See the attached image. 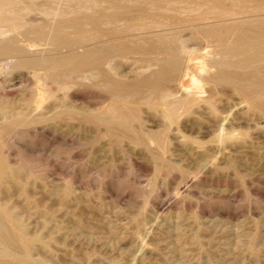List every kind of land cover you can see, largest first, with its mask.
<instances>
[{"label":"rangeland","instance_id":"obj_1","mask_svg":"<svg viewBox=\"0 0 264 264\" xmlns=\"http://www.w3.org/2000/svg\"><path fill=\"white\" fill-rule=\"evenodd\" d=\"M20 1V7H27L21 11L27 25L37 24L39 19L51 24L54 18L50 16L51 12L46 11H54L56 7L59 13L66 6L71 7L78 2ZM148 1L149 4L152 0ZM167 1L162 2L167 4L163 8H159L162 3L158 7L152 5L156 8H153L155 11L152 9L154 12L159 11L155 18L159 23L155 22L160 25L159 30L174 31L171 35L176 34L175 37L183 41L185 47L196 51L191 52L194 57L191 67L199 73L203 64L206 68L208 56L214 57L212 51L215 47L203 45L200 41L204 39L197 38L200 44L189 33L192 31V26H188L190 21L182 22V16L185 17V13L198 15L210 4L202 2L203 5L200 0L199 3L198 0L194 3L181 0L176 2V6L181 5L178 9ZM33 3L32 10L30 5ZM70 3L73 4L70 6ZM169 6L171 9L167 8ZM173 10L176 11L174 14ZM164 12L167 13L166 18L169 19L168 14L172 16L170 19L174 18V24L181 19V27L185 24L183 31L179 27L180 22L174 26L170 19H165ZM177 14L182 16L177 17ZM158 17L164 18L159 20ZM163 20L167 21V28ZM211 22L212 16L205 23ZM193 23L196 27L202 26L200 21ZM0 30L7 34L0 37V42L9 36H17L19 45L28 49L25 53L28 57L55 55L49 41L41 43L27 39L22 34L23 29L12 31L9 24L0 21ZM197 45L203 46L199 48ZM77 50L82 51L80 48ZM16 56H0V123L19 114L27 122L33 119V123L17 126L12 133L0 127V153L6 165L17 175L0 179V226L13 233L24 234L32 245L26 254L21 248L12 250L9 258L14 263L264 264L262 113L250 110L244 99L241 101V96L229 87L219 90L222 99L216 104L220 109L216 116L195 105L200 110H193V107L186 111L188 113L185 110L180 113V110L179 117L176 116L173 122L163 116L160 108H154L153 102H141L137 104L138 114L129 122L136 132L141 131L137 132L139 136L145 138L144 144H138L128 137L116 138L103 126H95L83 118L81 112L86 110L106 113V116L115 113L111 107L112 94L97 74L88 72L87 78L85 73H81L75 77L77 80L70 77L71 81L69 76H60L63 80L68 78L67 83L59 76H53L51 71L47 72L45 67H36V70L22 67L9 75L7 71L12 70ZM182 56L185 60L186 53ZM125 61L119 60L120 68L114 67V70L117 77L129 80L139 63H134L136 66L133 67L132 61ZM81 75L85 78L81 79ZM179 75L176 83H172L174 80L168 83L175 85L173 89L167 86L171 93L179 80L189 89L196 90L189 77L182 76V70ZM177 90H174V96L179 93L183 94L177 95L178 98L184 96V92ZM40 94L44 95L43 101L37 99ZM64 108L70 110L69 115L62 114ZM134 124L138 125L135 127ZM159 150L165 157L163 162H171L173 168L165 167L168 169L162 168L155 173L154 159L150 155L152 151ZM3 246L0 242V248Z\"/></svg>","mask_w":264,"mask_h":264},{"label":"bare ground","instance_id":"obj_2","mask_svg":"<svg viewBox=\"0 0 264 264\" xmlns=\"http://www.w3.org/2000/svg\"><path fill=\"white\" fill-rule=\"evenodd\" d=\"M19 1L20 0H0V9H1L0 12H2L0 21H2V23L4 22L6 24H9L12 28V31L23 29L22 34L27 39L30 38L34 41H40V42L46 40L49 41V44L51 46L50 49L53 50L52 53H54L55 55L48 56L49 53L46 54L48 52L47 51L45 54L48 57L45 55L46 58L45 57L43 58L44 55H41V58H39L40 54L39 57L38 56L28 57L25 55L28 49H24L21 45H19V38L14 35L9 36L8 38H5L0 42V56H7V55L15 56V54H17L15 58L16 59L15 63L12 66V70L7 71L9 75H13L12 73H14L15 69L18 70V68H22V67H25V69H29V68L35 69L36 67H45V69H48V71L46 70L47 72L51 71V74H54L53 76H59V77L69 76L68 77L69 80L70 77L72 78L78 77L81 73H83V75L85 73L86 77L88 76V74H86L88 72H93L97 74V77H99V79L102 81V84H105L104 85L105 88L110 90L107 91L111 92L112 94L111 96L113 102L111 107L114 109L115 113L106 116V113L105 115H103V113L100 114L101 112L95 113L86 110L84 112H81V114L86 121L92 123L95 126H99V127L103 126L106 132L113 134L116 138L128 137V139L130 138L138 144H144L145 138L143 139L137 133L140 130L136 132L129 124L130 119L132 121V118H134L135 115L138 114L136 113L137 104L141 102H148V103L149 101L153 102L152 103L153 107L160 108L162 110L163 116L167 120L173 122L175 121L176 116H178L177 114L180 110H181L180 113L183 112L182 110H185V112L188 110L189 112L190 111L189 109L191 107H193V110L196 109L194 107L195 105L201 106V109L203 108L205 112L206 111L208 112V114L211 113L214 116H216L217 112L220 110V109L218 110L216 104L218 100L222 99L220 98L219 90L225 87L231 88V90H233L236 94L241 96L240 98L241 101L243 98L244 101L247 103V107H249L250 110L262 113L264 115V0H200L201 3L205 2V4L206 3L210 4L209 5L210 8L207 7L208 6L207 5L206 7L208 9L205 8L204 10L202 8L203 11L201 10L202 12L200 11L198 15H191V14L187 15L185 13L184 14L185 17L182 16L183 14L181 12L184 11H182L183 9H181L180 13L182 14L181 16L184 18V21L182 20V22L184 23L185 21L192 22V23L190 22L188 23V26L189 24L190 26H192L191 27L192 31L189 33H191L193 37H196V40L197 38L204 39L203 40L204 42L197 40L198 42L200 41L202 42V44L206 43L207 45L209 44L215 47V50H213L214 52L211 50L212 53H214V57L210 58V56L206 55L209 57L205 60L206 68H204V64H203L202 71L199 73L196 70L192 69L191 67L192 62H194V57L191 55L192 54L191 52H193L194 49L192 47L191 48L185 47L183 41H180L176 38L177 37L176 34H175L176 37L175 35H171L174 33V31L173 33L171 32L172 29L169 30L171 33L163 32L158 28L160 27V25L156 24L157 22L155 20L157 15L156 12L159 11L157 10L156 12H154L155 10L153 8L155 7H153L152 5L155 4L158 7V4H161L164 0H152V1L150 0L151 2L149 4H148L149 2L148 0H78V2H75V4L70 3V6L71 4H73V6L71 7L66 6L67 5L66 4L65 6L67 8L60 11L59 13H58L59 8L56 10V7H54V5L53 7L57 12H54L55 10L54 11L52 10L53 11L52 12L48 10V8L46 7L47 8L46 10H48V11L45 10L46 12H51V14L54 13L53 15L50 14V16H53L52 18H54V20L53 19L52 21L50 20L51 24L46 23L48 21L42 22L44 20L39 19V22L38 23L36 22L37 24H32L33 22L29 23L30 22L29 21L28 23L31 25L29 24L27 25L26 21L22 17L23 13L21 14V11L27 10V7H24V9L20 7L19 5L21 1L20 2ZM168 1L169 4L172 5L175 4L176 6L177 3H179L178 1L181 0H168ZM192 1L193 3L196 2L194 0ZM34 3L30 5L33 6L31 7L32 10L34 9L35 6ZM197 3H199V0ZM162 4L159 5L160 6L159 8L166 7L167 5V4L166 5L163 4L162 6ZM24 6H26V4ZM175 6L173 5V7ZM248 6H251V8L250 7L248 8ZM177 7L179 9L181 8V5L176 6V8ZM198 7L200 8L201 5H199ZM167 8L171 9L170 6ZM178 9L177 11L179 12ZM175 10H173L172 14H174ZM166 12H164L166 15L165 19L169 20L172 16L170 17V15L168 14L169 19L166 18L168 13ZM185 12H187V10H185ZM159 15L161 16V13ZM177 15H173V16L181 17L180 14ZM47 16H49V14ZM211 16H212V22L205 23L206 20L211 18ZM163 18L164 17H162V19ZM162 19L159 18V20ZM172 19H170L171 23H173ZM180 21L178 19L176 22H180ZM193 21H197V22L200 21L199 24H201L202 26L196 27L197 25L193 23ZM163 22L164 24H166V28H167L168 27L167 23H165L167 21L163 20ZM176 22L175 24H177ZM182 22H180L179 24L180 25L179 27L181 29L182 27H185L183 26L185 24H182L181 27ZM168 24L171 25L170 23ZM175 24L174 26H176ZM172 26L170 27L173 28ZM189 28L190 27L186 28V30H188ZM50 32H51V37L49 36ZM185 32H187L188 34V31ZM176 33L178 32L176 31ZM5 36H7L5 31L0 30V37H5ZM187 39L189 40V38ZM197 41H195V43ZM199 45L197 46L201 48V46L205 44L201 46ZM78 48L82 49V51H78L77 50ZM195 50H197V48ZM199 51L204 52L201 49ZM182 53H186L185 60L182 56ZM18 54H21L22 57H18L20 56ZM31 55L34 54H30V56ZM125 59L132 61L133 67L136 66V65L134 66V63H139L138 65L139 67L138 66L135 67V69L136 68L137 69L136 70L134 69L132 71V78H130L131 76L128 77V79L130 78L129 80L127 79L123 80L121 77L120 78L117 77L114 70V67L120 68V66H118L119 64L118 61L119 60L125 61ZM129 61H125V62H129ZM183 63L185 64L183 65ZM131 69L132 67H130V70ZM130 70L128 69V71ZM181 70H182V76L189 77L192 84H194L196 90L193 91L189 89L182 83V80H179L176 86L178 88L177 91L178 92L182 91L186 95L184 94V96L182 95V97L178 98L179 94H183V93L175 94L176 96L178 95L176 98V96H174L173 93L174 90L177 88H175L173 90V93H171L172 91L170 92L167 86H171L170 84H168L169 81L171 80H174L172 82L174 84L175 79L178 78L177 75L181 73ZM118 73H120V71H118ZM51 74L48 73V76ZM80 77L81 79L82 77L85 78V76L82 75ZM56 78L58 80V77ZM68 78H65L66 81L63 80L64 78L63 79L61 78L60 80H63L67 83ZM94 79L95 78H93V80ZM87 80L88 81L86 82L89 83V79ZM54 82H56L57 85L58 82L57 81ZM84 84L86 85V83ZM41 93L43 94V92ZM37 94L38 93H36V95ZM42 94H40L39 97L37 98L38 101H40L44 97V95ZM97 96L102 97L100 95ZM101 99H103V97ZM108 105L109 104H107V107ZM64 109L65 110H63L62 114L70 113L69 109L66 108ZM196 110H200L199 107ZM199 114H201V112ZM22 117L19 114L12 119L9 120L6 119L4 121H1L0 127L3 128L6 132L12 133L14 128H16L17 126L18 127L19 126L21 127V125L28 126L29 124L31 125L33 123V121L31 122V120L33 119L29 120L30 122H27L26 121L27 119H24V117L23 118ZM137 117L139 118V116ZM36 119L38 120V118H35L34 120ZM90 125L91 124H89V126ZM134 125L136 127V125L138 124H134ZM97 129L99 130V128ZM156 133L159 132L156 131ZM150 144L152 145V143ZM156 147L157 146H155V148ZM160 150H163V148ZM160 150L159 152L152 151L153 152L152 156L150 155L151 151L149 152L150 154L148 153V155H150V157L154 159V161H152L154 163L152 164H155V167H153L155 173H159L160 170H162V168L165 167L171 168L173 166L170 165L172 164L171 162L169 164L168 162L167 164L163 162V159L165 157L163 158ZM150 157L148 156V158ZM117 163L118 162H116V164ZM5 176L15 178L17 175L14 169L12 170V168L6 165L5 158L0 153V179ZM2 228L3 227L0 226V242H2L4 246L0 248V257L2 256L5 259L2 260L0 258V264H17L14 263L11 260V258H9L10 252L12 250H15L16 248H21V250L26 254L28 249H31L30 246L32 244L30 242V239L22 233L19 235L13 233L11 230L2 229ZM23 264H34V263L25 262Z\"/></svg>","mask_w":264,"mask_h":264}]
</instances>
